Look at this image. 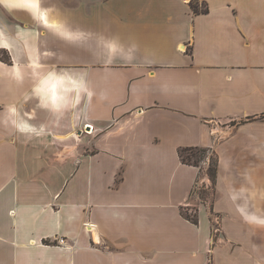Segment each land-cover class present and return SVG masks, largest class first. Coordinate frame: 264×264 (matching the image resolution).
<instances>
[{
    "label": "crops",
    "instance_id": "1",
    "mask_svg": "<svg viewBox=\"0 0 264 264\" xmlns=\"http://www.w3.org/2000/svg\"><path fill=\"white\" fill-rule=\"evenodd\" d=\"M201 1L0 0V264H264V0Z\"/></svg>",
    "mask_w": 264,
    "mask_h": 264
},
{
    "label": "rangeland",
    "instance_id": "2",
    "mask_svg": "<svg viewBox=\"0 0 264 264\" xmlns=\"http://www.w3.org/2000/svg\"><path fill=\"white\" fill-rule=\"evenodd\" d=\"M3 57L7 59L8 54L5 53ZM260 118L264 119V115L260 116ZM213 151L214 150L212 149L208 153V156L205 159L200 161L202 172H201L200 179L198 181V185L196 186L194 194L192 195L190 199V204L187 206H184L182 209V212L185 216L188 215L191 218L198 219L199 218L198 209H199L200 204L204 203L209 208L211 207V210L213 211L211 215L213 244L215 245L219 241L218 234L222 232V228H221L220 220H218L219 216L218 214L214 212V208H213V202L215 198L217 197L216 185L209 174L211 160L214 159ZM184 155L189 156L190 152H185ZM57 160L61 161L60 158H57Z\"/></svg>",
    "mask_w": 264,
    "mask_h": 264
},
{
    "label": "clouds",
    "instance_id": "3",
    "mask_svg": "<svg viewBox=\"0 0 264 264\" xmlns=\"http://www.w3.org/2000/svg\"><path fill=\"white\" fill-rule=\"evenodd\" d=\"M109 47L111 48L112 46L110 45ZM41 84H46L47 99L53 106L57 105V103L61 101L68 103V101L65 99V96L57 95V91L61 90V85H64L63 92H75L74 99L71 101L73 107L81 102V93H84L89 97L92 95V93L88 90L83 78L77 80L70 75L60 76L58 73L50 74L49 78L46 81H42ZM39 90V88L36 89V91ZM12 111H15V109H12ZM257 224L259 226H264V220H259Z\"/></svg>",
    "mask_w": 264,
    "mask_h": 264
},
{
    "label": "trees",
    "instance_id": "4",
    "mask_svg": "<svg viewBox=\"0 0 264 264\" xmlns=\"http://www.w3.org/2000/svg\"><path fill=\"white\" fill-rule=\"evenodd\" d=\"M190 5L194 10V12L196 13H201V12L205 13L209 10L208 4L201 0H190ZM7 59L10 60L9 57ZM211 150L212 149L209 147H185L181 149V156L185 162L196 166H201L200 161L205 159ZM185 152H190V155L189 156L184 155ZM213 153H214V159L211 160L209 174L216 185L217 177H218V169H219V155L216 151H213ZM186 217L195 223L198 222L197 218H191L188 215H186Z\"/></svg>",
    "mask_w": 264,
    "mask_h": 264
},
{
    "label": "built area",
    "instance_id": "5",
    "mask_svg": "<svg viewBox=\"0 0 264 264\" xmlns=\"http://www.w3.org/2000/svg\"><path fill=\"white\" fill-rule=\"evenodd\" d=\"M218 220H220V223H221V219H219V217H218ZM60 242H61V243H64V242H65V239H64V238H61V239H60Z\"/></svg>",
    "mask_w": 264,
    "mask_h": 264
},
{
    "label": "bare ground",
    "instance_id": "6",
    "mask_svg": "<svg viewBox=\"0 0 264 264\" xmlns=\"http://www.w3.org/2000/svg\"><path fill=\"white\" fill-rule=\"evenodd\" d=\"M26 2H27V0H26ZM37 4V3H36ZM37 6V5H36ZM42 17H44V21H46V18H45V13L44 12H42Z\"/></svg>",
    "mask_w": 264,
    "mask_h": 264
},
{
    "label": "water",
    "instance_id": "7",
    "mask_svg": "<svg viewBox=\"0 0 264 264\" xmlns=\"http://www.w3.org/2000/svg\"><path fill=\"white\" fill-rule=\"evenodd\" d=\"M86 128H87V130H90V128H91V127H90V125H87V127H86Z\"/></svg>",
    "mask_w": 264,
    "mask_h": 264
},
{
    "label": "snow or ice",
    "instance_id": "8",
    "mask_svg": "<svg viewBox=\"0 0 264 264\" xmlns=\"http://www.w3.org/2000/svg\"><path fill=\"white\" fill-rule=\"evenodd\" d=\"M37 3H38V0H37ZM33 6H36V5H33Z\"/></svg>",
    "mask_w": 264,
    "mask_h": 264
}]
</instances>
